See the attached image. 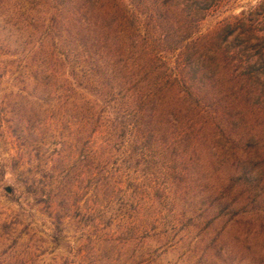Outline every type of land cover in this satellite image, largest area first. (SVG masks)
I'll use <instances>...</instances> for the list:
<instances>
[{"label":"rangeland","instance_id":"374dc122","mask_svg":"<svg viewBox=\"0 0 264 264\" xmlns=\"http://www.w3.org/2000/svg\"><path fill=\"white\" fill-rule=\"evenodd\" d=\"M66 22L63 0H0V264H264V237L218 216L202 173L99 160Z\"/></svg>","mask_w":264,"mask_h":264},{"label":"trees","instance_id":"16d2710c","mask_svg":"<svg viewBox=\"0 0 264 264\" xmlns=\"http://www.w3.org/2000/svg\"><path fill=\"white\" fill-rule=\"evenodd\" d=\"M63 1L99 160L202 173L218 216L264 237V0L206 33L236 0Z\"/></svg>","mask_w":264,"mask_h":264},{"label":"water","instance_id":"95a60500","mask_svg":"<svg viewBox=\"0 0 264 264\" xmlns=\"http://www.w3.org/2000/svg\"><path fill=\"white\" fill-rule=\"evenodd\" d=\"M7 190L10 191V188H8Z\"/></svg>","mask_w":264,"mask_h":264}]
</instances>
